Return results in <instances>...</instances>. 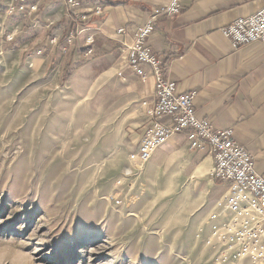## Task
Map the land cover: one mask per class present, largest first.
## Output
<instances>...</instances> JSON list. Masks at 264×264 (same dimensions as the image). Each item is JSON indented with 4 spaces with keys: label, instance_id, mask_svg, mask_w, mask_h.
Returning a JSON list of instances; mask_svg holds the SVG:
<instances>
[{
    "label": "rangeland",
    "instance_id": "374dc122",
    "mask_svg": "<svg viewBox=\"0 0 264 264\" xmlns=\"http://www.w3.org/2000/svg\"><path fill=\"white\" fill-rule=\"evenodd\" d=\"M61 39L0 44V264H214L208 179L133 160L143 103L97 67L61 85L60 53L35 58Z\"/></svg>",
    "mask_w": 264,
    "mask_h": 264
},
{
    "label": "crops",
    "instance_id": "0c3cea01",
    "mask_svg": "<svg viewBox=\"0 0 264 264\" xmlns=\"http://www.w3.org/2000/svg\"><path fill=\"white\" fill-rule=\"evenodd\" d=\"M10 1L0 0L2 47L6 43L3 37L10 32L39 45L56 34L61 37L64 30L72 29L70 24L73 19L68 14L64 0H39L38 11L26 16L18 11L10 14L7 10ZM168 2L82 0L81 10L98 4L106 8L101 16H94L84 23L85 31L76 39V47L74 45L73 48V61L86 54L83 48L89 35L95 38L92 44L95 54L91 57L84 55V64L68 80H74L79 71L84 73L97 67L102 71L98 76L102 83L107 78L105 74L111 72L115 75L108 78L111 79L110 84L115 89L132 90L143 103L146 113L144 103L150 104L154 99L156 78L149 66H145V81L129 69H124L122 76L118 74L127 56L124 42L129 43L132 35L118 34L117 31L122 27L133 30L145 24L156 8ZM183 6L179 15L159 16L150 37L153 51L164 60V76L175 81L180 92L196 90L197 115L211 120L219 128H233L235 139L253 154L256 168L264 176V44L252 43L235 48L222 33L236 19L252 15L263 8L264 0H183ZM59 22H63V26L57 29L55 24ZM77 47H80L79 50ZM45 50L46 55L35 57L40 65L50 62V57L59 52L58 64L63 66L65 57L62 58L59 47H47ZM115 79H118L116 83ZM162 121L169 123L170 119L164 117ZM172 161H178L191 169L192 179H208L207 196L213 202L204 215L202 227L207 228L209 214L227 190L225 183L212 176L213 156L192 149L184 134H175L155 151L151 164L158 167Z\"/></svg>",
    "mask_w": 264,
    "mask_h": 264
},
{
    "label": "built area",
    "instance_id": "2783aa9c",
    "mask_svg": "<svg viewBox=\"0 0 264 264\" xmlns=\"http://www.w3.org/2000/svg\"><path fill=\"white\" fill-rule=\"evenodd\" d=\"M38 1L11 0L7 10L10 14L18 11L25 16L32 15L38 11ZM64 2L73 19V28L63 54L85 31L84 23L94 16H101L106 8L98 4L81 10L82 0ZM183 8V0H169L156 8L145 24L133 30L122 27L117 31L118 34L132 35L129 43L124 42L127 56L118 74L122 76L124 69H129L145 81V66H149L156 78L154 99L150 104L144 103L149 124L131 158L144 165L175 134H184L192 149L211 154L214 158L212 176L225 183L227 190L209 214L207 228L200 229V235H205L204 244L212 250L214 264H264V176L257 170L253 154L235 139L233 128H219L211 120L197 115V91L180 92L175 81L166 79L164 60L150 44L158 17L179 15ZM222 33L235 48L252 43L264 44V7L252 15L236 19ZM14 37L13 32L6 35L7 41ZM59 40L60 37L55 35L49 43L56 46ZM94 42V35L85 39L86 55L94 52ZM38 52L42 53V50ZM164 117L170 119L169 123L162 121ZM112 198L116 204L123 205V200L113 195Z\"/></svg>",
    "mask_w": 264,
    "mask_h": 264
},
{
    "label": "trees",
    "instance_id": "16d2710c",
    "mask_svg": "<svg viewBox=\"0 0 264 264\" xmlns=\"http://www.w3.org/2000/svg\"><path fill=\"white\" fill-rule=\"evenodd\" d=\"M73 21L72 23L70 24V29L71 27L73 28ZM63 26V22H59L57 24H55V28L59 29ZM69 27V26H68ZM69 33H70V30L67 29V30H64V33L62 35V46H60V50H61V54L63 55L62 58L65 59L64 63H63V71H62V75L60 77V84L61 85H65V83L67 82V80L71 77V75L73 74V72L78 69L82 64H84V60L82 58L80 59H77L75 61H73V48L74 46H72L70 48V50L63 54V45L65 44V42L67 41V38L69 36ZM23 40V37L22 36H15L12 41L13 43H16V42H21ZM25 40V39H24ZM41 49V48H40ZM84 52L87 51V49L85 48V50L83 49Z\"/></svg>",
    "mask_w": 264,
    "mask_h": 264
}]
</instances>
